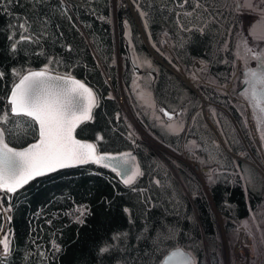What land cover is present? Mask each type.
<instances>
[{
  "label": "trees",
  "instance_id": "16d2710c",
  "mask_svg": "<svg viewBox=\"0 0 264 264\" xmlns=\"http://www.w3.org/2000/svg\"><path fill=\"white\" fill-rule=\"evenodd\" d=\"M130 1L153 45L169 43L187 71L197 60L205 63L201 74L211 85L201 89L215 114L206 120L198 95L163 63L151 61L155 82L148 72L135 76L122 34L132 32L140 59L148 49L125 0H118L117 23L113 0H0V116H8L0 126L8 143L24 148L38 139L37 124L13 116L8 99L22 76L45 69L74 76L97 94L93 118L77 136L100 152L136 150L142 167L130 187L114 172L88 165L37 179L17 193L0 191V206L10 210L9 251L0 253V264H160L178 246L193 251L199 264L207 258L225 264L217 213L231 243L247 224L264 264V177L250 163L252 154L260 155L245 107L232 99L239 97L241 72L231 94L222 90L237 71L242 19L233 0ZM118 46L126 58L122 78ZM120 80L142 126L167 151L189 153L202 174H212L209 193L185 162L131 135L118 100L110 98ZM164 111H181L174 121L179 130L166 127ZM2 226L0 215V232ZM105 246L109 251L101 253Z\"/></svg>",
  "mask_w": 264,
  "mask_h": 264
},
{
  "label": "snow or ice",
  "instance_id": "6c2138e0",
  "mask_svg": "<svg viewBox=\"0 0 264 264\" xmlns=\"http://www.w3.org/2000/svg\"><path fill=\"white\" fill-rule=\"evenodd\" d=\"M233 3L237 14H257L258 19L249 27L250 34L257 27L264 28V0H233ZM245 44L246 41H242L239 47L243 48ZM253 52L254 49L247 48L242 55L246 59L255 58L258 66H264L261 56H252ZM246 75L244 96L253 110V118L264 141V72L251 70ZM83 98L88 101L86 109H82L79 103ZM9 103L12 114L30 117L39 125L40 138L28 149L16 151L4 141V132L0 130V191L15 192L34 177L71 164L120 160L117 157L97 156L94 145L82 144L72 136L79 123L91 119V109L96 105L95 94L83 83L71 77L49 76L47 70L30 72L14 85ZM7 118V113L0 116V123ZM124 164H127V160H120L118 167ZM139 175L142 173L137 168L126 176L124 183H133ZM113 239H119V236ZM8 251L5 241L4 254L7 255ZM100 251L108 252L109 246ZM168 261L170 264H192L190 254L179 249L171 253Z\"/></svg>",
  "mask_w": 264,
  "mask_h": 264
},
{
  "label": "rangeland",
  "instance_id": "374dc122",
  "mask_svg": "<svg viewBox=\"0 0 264 264\" xmlns=\"http://www.w3.org/2000/svg\"><path fill=\"white\" fill-rule=\"evenodd\" d=\"M125 1H126V5L129 7V9L131 10V12L133 14L135 21L138 24V27L140 30V35H141L143 42L145 43V45L148 49V56L142 57L140 59L141 60L142 73L149 72L150 68H153L152 63H151V61H153V60L157 61L161 64L163 63L167 69H169L174 75H176L181 80V82H183L187 87H189L191 90H193L198 95V97L200 98V101H201V111L204 113V117H206V120L209 119V115L215 114V111L213 109L215 105L209 99H207L204 96V94L202 93L203 91H202L201 87L202 86H210L211 84L206 82V80H205V78H203L202 74H200L199 76L195 75V71H197V70H195V67H194L195 63L193 64V66L191 67V69L189 71L185 70V68L182 66L180 67L178 61L173 57V55L171 53V46L169 43L164 41V42H162L161 47L153 45L148 40V38L146 36L142 22L139 21L140 19H139L138 15L135 11L136 10L135 6L131 3L130 0H125ZM118 3H119L118 0H113L116 23H117ZM239 15L242 19V23H241V30L237 35L236 44H237V42H239V38L241 36V33L246 32V35H248V37H249V40H247L246 47L248 46L249 48L254 49V52L259 53L262 57V60H264V55H262V54H264V28L257 27L255 32H252L251 34L249 33L250 25L258 19L257 14H248L247 12H245V13L239 14ZM116 32H118V43H119V30H118V28H117ZM127 32H128V30L126 29L124 31V33L122 34L123 41H125V39L127 37ZM120 38H121V35H120ZM164 43H165V45H164ZM119 47L120 46H118L116 65L118 68V74L122 78L123 74H124V70H125L126 58L121 55ZM242 65H243V63H242ZM181 69L183 70L184 75H180L179 71ZM235 75H236V72L234 73L232 82L230 84L226 85L222 89L224 92L231 94V91L234 87L233 82L235 80H237V78H238L237 77L235 79ZM238 76H240V75H238ZM108 82L111 83V80L108 79ZM120 83H121L120 89L117 90L116 88H113V90L110 93V98L116 99V100L122 98L124 100V104L119 103V107H120L119 108L120 109L119 115L123 119L125 125L128 127L131 135L135 139H138V140L144 142L146 145H148L154 151H156L158 153H160L161 151L168 152L172 156H174V157L182 160L183 162H185L188 166H190L192 168L193 171H195L198 174L199 178L202 181V184L204 186L205 191L209 193L208 181H209L212 174H208V175L202 174L201 168H200L198 162L194 158L189 156L188 155L189 153L184 152L183 154H176L175 152H173L171 150L167 151L168 148H166L162 143H160L152 134H150L142 126L141 119H140L137 111L134 110V108L130 105V102L126 96V91L122 85V80H120ZM235 86H236V84H235ZM143 93H144L143 91L140 92V94H143ZM146 97H148V95H146ZM233 97H235V96H233ZM234 102L235 103H241L240 101H238V99ZM241 104L245 107L244 112L246 115L247 105L243 101ZM162 116H163V119L167 122V126H166L167 128L172 129V130H175V129L179 130L181 128L177 124V122H174L177 118H175V120L174 119L169 120L168 118H166V116L164 114H162ZM214 131L217 133V131L215 129H214ZM218 138H219V140L217 143H221V138L219 135H218ZM257 150L259 152L260 158H257L255 154H252V160L254 158L255 159H254V163L252 161L250 163L253 166H256L257 169L259 168L258 171L261 173L260 164L264 165V156H263V154H261L262 151H260L258 148H257ZM0 203H1V200H0ZM0 215L3 216V218H4V226H2L1 232H0V253L4 254L5 241H7V244L9 243L8 235H7V231H6V228H7L6 223H7V219H8L7 209L2 208L0 206ZM217 216H218V220H219L220 229L222 232V238L224 240V245H225L224 263L225 264H233L235 257H236V252H237L236 249L238 248V244H239V240H240V236H241L240 228L237 231V237H236L234 243H231V241L228 240V238L226 236V232H225L224 227H223V225H224L223 219L221 218V216L218 213H217ZM243 226L245 227L246 230H248V226L246 223L243 224ZM259 263H262V258L260 257L258 251L256 250V257L254 258V260L250 264H259ZM207 264H209L208 258H207Z\"/></svg>",
  "mask_w": 264,
  "mask_h": 264
},
{
  "label": "water",
  "instance_id": "95a60500",
  "mask_svg": "<svg viewBox=\"0 0 264 264\" xmlns=\"http://www.w3.org/2000/svg\"><path fill=\"white\" fill-rule=\"evenodd\" d=\"M124 46L126 48L127 59H128V62L130 64L132 70L134 71V73H135V75L137 77L141 76L142 75V68H141L140 56H139V54L137 52L136 45H135V43L133 41L132 32L131 31H128L127 32V37L125 39ZM236 56H237V59L240 60L243 63L242 76H241V80H240L241 81V87L238 90V96L240 98H242L247 103V105H248V107H249V109H250V111L252 113L253 110L250 107L249 102L245 99V96H244V92H245V89L247 87L245 81L248 78L246 74L248 72H250L251 70H256L257 72H264V66H258L259 65V62L255 58H247L246 59L241 53H236ZM252 56H261V55L259 53H257V52H253ZM261 59H262V57H261ZM38 71H45V69L34 70V71H30V72H38ZM30 72H28V73H30ZM28 73H26L25 75H27ZM150 73H151V75L153 77V81L155 82L156 81V78H157V68H152L151 71H150ZM47 74L49 76H53V77H71V78H73V79H75V80L83 83L85 85V87L90 88L91 91L95 94V97H96V105L94 107H92V109H91V119L84 120L83 122L79 123L75 127V129H74V131L72 133L73 138L75 140L79 141L82 144H92V145H94L95 146V149H96L97 156L117 157V158H120V160H127V164H124V165L118 167V165L120 164V160H116V159H105V160L100 161V163H95V162H91V161L88 162V163H82V164L81 163H75V164H71V165H69L67 167L57 168L55 171L46 172L44 175L36 176L33 179L29 180L26 184H23L22 187H19L15 192H11V193H17V192L21 191L26 186H28L31 182H33V181H35L37 179L44 178V177H47V176L56 174V173H58L60 171H64V170H68V169H74V168H79V167H84V166H88V165H96L97 167L104 168V169H108V170L114 172L117 175L119 181L124 186H126V187L132 186L136 182V180L140 177V175L137 176L136 179H135V181L133 183H131V184H127L126 185L124 183V179L131 172H135L137 170V168L142 173V167L140 165V161H139L138 154H137V151L136 150H128V151L115 152V153H112V152H100L99 149H98V146H97V144L95 142L90 141V140H84V139H81V138H79L77 136V132L80 129V127H82L84 124L90 122L92 120V118H93L94 110H95V108H96V106L98 104V97H97V94L94 91V89H92L85 82L81 81L80 79H78V78H76L74 76L62 75V74H58V73L51 72L49 70H47ZM10 96H11V93H10ZM10 96H9L8 102L10 100ZM74 102H75V100H74ZM79 103H80L82 109H86L87 108L88 101H87L86 98L80 99L79 100ZM10 106H11V104H10ZM180 114H181V111H180V113H178L176 115H168L167 114V118L169 120H170V117H171V119H175ZM12 115L13 116H23V115H14V114H12ZM24 117H27V116H24ZM27 118H30V117H27ZM31 120H33V119H31ZM254 121H255L257 133H258L259 138H260L261 147H262V149L264 151V141H262V139H261L262 132L261 131H258V129H257V122H256L255 119H254ZM37 126H38V130H39V125L37 124ZM0 130H2L4 132V141L8 144L9 147L13 148L16 151H24V150L28 149L31 145L37 143L39 141V138H40V137H38V139L35 142L27 145L24 148H17V147H14V146H12V145H10L8 143L7 137H6V133H5V130L3 129V127L0 126ZM125 154H131V155H125ZM177 249L182 250V251L190 254L191 260H192V264H199V261H198L196 255L194 254V252L191 251V250H189V249H187L184 246H178V247H175V248L171 249L168 252V254L163 258V260L161 261L160 264H170V262L168 261V257L171 255L172 252L176 251Z\"/></svg>",
  "mask_w": 264,
  "mask_h": 264
},
{
  "label": "built area",
  "instance_id": "2783aa9c",
  "mask_svg": "<svg viewBox=\"0 0 264 264\" xmlns=\"http://www.w3.org/2000/svg\"><path fill=\"white\" fill-rule=\"evenodd\" d=\"M179 66L181 67V65ZM194 67H195V70H197V71L194 70L195 75L199 76L202 73V71L206 68V65L204 62L197 60L194 64ZM241 69H242V63L240 61H237V71H236L235 79L238 77ZM179 72H180V75H184V72L182 69ZM232 99L233 101H236L238 99V101L242 103V100H240L237 97H232ZM118 102L120 104H124V100L122 98L118 99ZM246 121H247V125L250 131V135L252 137V141L254 142L255 146L260 151H262L261 154H263L264 156V152L261 147V142H260L257 130H256L255 121L248 107L246 109ZM260 167H261V173L264 176V165L260 164ZM9 215H10V210L8 211V216ZM240 233H241V236H240L238 248L236 249L237 252H236V257H235L233 264H250L256 257V246H255L253 239L251 238L249 231L246 230L243 225L240 227Z\"/></svg>",
  "mask_w": 264,
  "mask_h": 264
},
{
  "label": "flooded vegetation",
  "instance_id": "af4514ba",
  "mask_svg": "<svg viewBox=\"0 0 264 264\" xmlns=\"http://www.w3.org/2000/svg\"><path fill=\"white\" fill-rule=\"evenodd\" d=\"M247 40H249V37H248V35H246V32H242L241 33V36H240V38H239V42H237V44H236V53H241L242 54V52L244 51V50H246L247 48H249L248 46L246 47V45H247ZM242 41H246V44L243 46V48H240L239 46L241 45V42ZM124 44H125V41H124ZM125 50H126V48H125ZM127 53V52H126ZM151 69L152 68H150V70H149V74L151 75V73H150V71H151ZM144 73H142V75H143Z\"/></svg>",
  "mask_w": 264,
  "mask_h": 264
},
{
  "label": "crops",
  "instance_id": "0c3cea01",
  "mask_svg": "<svg viewBox=\"0 0 264 264\" xmlns=\"http://www.w3.org/2000/svg\"><path fill=\"white\" fill-rule=\"evenodd\" d=\"M135 74V73H134ZM136 76V75H135ZM151 77H152V75H151ZM152 79H153V77H152ZM165 112V111H164ZM168 114V113H167ZM168 115H173V114H168ZM176 115V114H175ZM178 118V117H177ZM170 120H173V119H170ZM175 120V119H174Z\"/></svg>",
  "mask_w": 264,
  "mask_h": 264
},
{
  "label": "bare ground",
  "instance_id": "6f19581e",
  "mask_svg": "<svg viewBox=\"0 0 264 264\" xmlns=\"http://www.w3.org/2000/svg\"><path fill=\"white\" fill-rule=\"evenodd\" d=\"M258 170V169H257Z\"/></svg>",
  "mask_w": 264,
  "mask_h": 264
}]
</instances>
